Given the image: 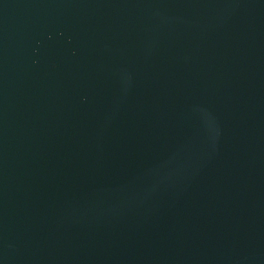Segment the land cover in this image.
<instances>
[{"label":"water","instance_id":"1","mask_svg":"<svg viewBox=\"0 0 264 264\" xmlns=\"http://www.w3.org/2000/svg\"><path fill=\"white\" fill-rule=\"evenodd\" d=\"M0 264H264V0H0Z\"/></svg>","mask_w":264,"mask_h":264}]
</instances>
